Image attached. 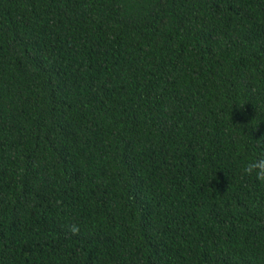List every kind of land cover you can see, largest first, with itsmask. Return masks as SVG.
<instances>
[{
  "label": "trees",
  "instance_id": "trees-1",
  "mask_svg": "<svg viewBox=\"0 0 264 264\" xmlns=\"http://www.w3.org/2000/svg\"><path fill=\"white\" fill-rule=\"evenodd\" d=\"M264 0H0V264H264Z\"/></svg>",
  "mask_w": 264,
  "mask_h": 264
},
{
  "label": "clouds",
  "instance_id": "clouds-1",
  "mask_svg": "<svg viewBox=\"0 0 264 264\" xmlns=\"http://www.w3.org/2000/svg\"><path fill=\"white\" fill-rule=\"evenodd\" d=\"M243 172H255V176L258 180H264V156L247 163L243 168Z\"/></svg>",
  "mask_w": 264,
  "mask_h": 264
}]
</instances>
